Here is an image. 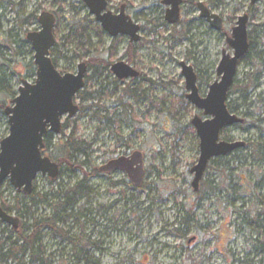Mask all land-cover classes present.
Here are the masks:
<instances>
[{"label":"rangeland","instance_id":"374dc122","mask_svg":"<svg viewBox=\"0 0 264 264\" xmlns=\"http://www.w3.org/2000/svg\"><path fill=\"white\" fill-rule=\"evenodd\" d=\"M164 1L108 0V6L118 13L126 6V14L143 28V40L132 46L136 48L132 61L129 39H111L100 30L83 0L4 3L0 7V68L10 76V90L0 93V103L11 107L23 82H35L36 72L30 68L35 54L31 45L25 44L26 36L40 30L41 14H55L54 48L58 53L52 59L57 70L76 74L80 64H90L81 93L102 91L93 100L78 97V115L73 119L64 117L63 125H67L61 134H50L46 140L44 156L58 163L61 172L56 181L39 175L34 182L35 193L64 194L81 181L88 189L77 198L76 212L85 218H73L58 227L68 233V238L98 242L100 250L90 249L84 257L89 264H264V182L254 185L264 166L253 161L251 148L245 147L240 155L247 160L240 171L244 179L237 189L235 183H228L226 176L216 171L225 162L218 159L216 164L210 163L212 168L208 167L202 180L213 183L216 194L194 193L191 169L200 157V141L191 122L195 116L207 117L187 100L180 66L186 62L194 68L202 79L198 87L205 98L210 86L220 80L217 68L222 52L233 55L227 38H231L239 17L248 15L251 47L239 65L236 81L246 83L248 74L261 73L260 89L249 96V103H253L264 93V0L256 5L250 0H183L181 21L174 26L166 21L169 7ZM198 2L223 19L222 31L200 18ZM11 30L12 41L18 43L12 47L8 44ZM83 32L85 40L80 38ZM81 42L86 46L82 47ZM120 61L132 65L144 77L118 80L113 87L116 78L111 66ZM128 87L136 91L138 101L125 98ZM231 94L228 103L239 99L233 90ZM242 111L250 116L243 126L251 128L249 119L258 118L260 109L256 105ZM0 116L2 141L9 135V123L4 112ZM245 128H227L221 140L247 142L256 136L255 130L247 134ZM74 147L84 154L72 151L71 167L64 158L66 150ZM134 153L143 157L145 181L141 186L136 187L122 172L99 171L110 161ZM229 158L233 160L235 155ZM17 196L19 200L29 198L8 181L2 185L0 206L6 204L8 214L19 219V213L13 210ZM53 202L50 199L49 203L39 204L32 212L37 217L52 215ZM185 211L191 213L193 221L187 236L180 239L173 231L186 228L180 225ZM5 229L14 230L0 222V233ZM80 245L45 231L46 264H74ZM24 264L35 263L26 259Z\"/></svg>","mask_w":264,"mask_h":264},{"label":"water","instance_id":"95a60500","mask_svg":"<svg viewBox=\"0 0 264 264\" xmlns=\"http://www.w3.org/2000/svg\"><path fill=\"white\" fill-rule=\"evenodd\" d=\"M57 1V0H54ZM256 5L259 0H250ZM102 29L111 37L128 36L132 44L140 42L141 27L126 16L124 9L118 16L106 13L107 0H83ZM168 8L166 21L170 25L180 22L182 0H165ZM200 17L216 31L223 30L222 18L202 3L197 4ZM249 16L239 17L237 25L232 30L231 38H227L228 46L233 55L222 52V59L217 68L220 78L209 88L208 95L203 98L198 87V75L194 68L182 62L181 73L185 79L188 92L187 100L203 112L206 119L195 116L191 122L200 141V157L198 163L191 169L194 178L191 187L194 193L200 190V184L211 161L224 158L237 150L246 147V142H227L221 140L222 132L233 126H241L245 120L228 109V98L234 85L239 64L249 51L248 36ZM41 29L27 34V42L34 52L36 79L33 84L26 81L18 90V96L6 107L4 114L8 118L9 135L0 142V188L5 182L19 193L29 197L34 190V182L39 175L47 176L56 181L60 175V167L51 158L45 157L44 139L48 133L60 135L63 130L62 119H73L80 112L76 103L77 95L85 89L87 65L78 66L76 74H61L51 58V51L56 45L54 28L55 17L43 13L39 17ZM112 73L119 81L134 79L139 73L132 66L121 61L111 67ZM102 173L122 172L131 182L139 187L144 183L145 170L143 157L134 153L131 157H121L110 161L100 168ZM0 222L17 230L20 219L6 213L0 206Z\"/></svg>","mask_w":264,"mask_h":264},{"label":"trees","instance_id":"16d2710c","mask_svg":"<svg viewBox=\"0 0 264 264\" xmlns=\"http://www.w3.org/2000/svg\"><path fill=\"white\" fill-rule=\"evenodd\" d=\"M212 3H220L219 0H213ZM21 26H24L23 21L21 20ZM13 37V36H12ZM84 32L81 35L80 38H83L85 40ZM82 39V40H83ZM70 42V40H69ZM9 46H16L18 43L16 41H12V39L8 42ZM27 45L28 43L25 42ZM82 47L86 46L81 42ZM136 48L130 46V52L132 55L131 61L134 59L133 56L135 54ZM58 53L57 49H53L51 51V56L55 57ZM53 63L55 64V60L53 59ZM90 67L91 65H87ZM31 70L35 73L36 68L35 65H30ZM108 68V66H107ZM254 74V73H253ZM248 80L247 82L240 83L239 81L234 82V86L231 89L234 91V94H239V99L237 101L229 102L228 103V109L232 114H237L239 117L242 116L244 118L250 117L248 113H244L243 111L240 113L239 111L242 110V108H248V110L251 108V106H258V109H260L258 118L255 119H249L251 123V128H245L243 125H241V128H245V132L247 134H250L251 131H256V136L252 137L251 139H248L246 144L247 148H251V157L253 161L258 162L259 164L264 166V98H262V93H260L255 101L253 103L250 102L249 96L252 93H255L257 90L260 89V78L261 73H256L255 75H252L251 73L248 74ZM254 76V77H253ZM199 81L202 82V79L199 77ZM117 79L114 80V85L117 84ZM10 90V76L7 74V70L0 68V93H6ZM230 92L229 98L232 95ZM102 93V91H101ZM101 93L95 92L94 94H86V93H79L77 98L80 100H93L95 96L100 95ZM252 97V96H251ZM76 98V100H77ZM125 98L129 99L132 98L136 101H138L140 98L136 95V91L132 90L131 87H128L125 90ZM249 103V104H248ZM124 106V104H123ZM5 105L4 103H0V114L5 111ZM104 119H107L105 117ZM1 121V116H0ZM67 124L63 125V128ZM72 140V139H71ZM1 142V139H0ZM245 148L241 150H237L233 154H230L224 158H220L221 160H225V162L221 165L220 170L217 168V172H222L228 181V183L233 184L235 183V189L239 186L241 182H243V173H240L244 170L246 167V159H241L240 155L241 152L244 151ZM76 152L80 154H84L82 149L79 147H74L73 149L66 150L64 163L68 164L72 167V153ZM235 155V158L233 160H230V156ZM218 160V159H216ZM216 160H213L211 163L216 164ZM232 161V163H231ZM56 163V162H55ZM58 164V163H57ZM59 165V164H58ZM60 166V165H59ZM212 168L211 166H209ZM61 168V167H60ZM245 174V173H244ZM264 182V169L259 171V178L254 183L256 186L257 184H262ZM232 189V188H231ZM216 187L213 186V183L211 182H202L200 187V195L203 193H209L210 195L216 194ZM230 192V190L228 189ZM88 189L85 186V181H81L77 183L74 187H72L70 190H67L66 193H57L53 196H48V194H41V193H35V191L32 193L31 196L27 199L19 200V197L17 196L16 203L13 207V210H16L19 213V219L21 221L20 226L17 230H9L5 229L1 231L0 233V264H24V261L26 259H29L31 262L35 264H46V259L44 258V248H43V239H44V232L45 231H51L53 235L61 236L62 238L69 239L70 242L74 245L81 244L79 254L76 253L78 246H75L73 248V252L76 253L74 255V264H89L88 259H85L89 254V251L91 249V242L89 239L79 238H68V233H65L63 230H61L58 226L61 224H64L70 219H76L81 220L85 218V216L82 213L76 212L78 207L77 198L87 193ZM63 196L62 198L60 196ZM51 199H53L54 208L52 210V215L49 216H41L37 217L32 210L36 208L39 204L42 203H49ZM2 208L6 213H9L10 208L6 204H2ZM87 213L89 211H86ZM193 221L192 215L189 211H185V216L181 219L180 225L185 227L178 228L173 231L174 235H176L180 239H184L188 231L190 230L189 225L190 222ZM259 219H256V222H258ZM259 223V222H258ZM261 223V222H260ZM83 256V258H81Z\"/></svg>","mask_w":264,"mask_h":264},{"label":"flooded vegetation","instance_id":"af4514ba","mask_svg":"<svg viewBox=\"0 0 264 264\" xmlns=\"http://www.w3.org/2000/svg\"><path fill=\"white\" fill-rule=\"evenodd\" d=\"M54 1V0H53ZM57 1H59V0H57ZM57 1H54V2H57ZM6 2H12V0H0V7L4 4V3H6ZM107 2H108V0H107ZM199 3V2H198ZM197 3V4H198ZM197 4H196V6H197ZM108 5H109V2H108ZM182 5H183V0H182ZM181 5V6H182ZM205 5V4H204ZM206 6V5H205ZM207 7V6H206ZM208 8V7H207ZM122 9H124V13H125V15L126 16H128L127 14H126V6H122L121 7V9H120V11H119V13L117 12V11H115V10H113V9H111L109 6H107V9H106V13H111L113 16H118L120 13H121V11H122ZM209 9V8H208ZM168 10V9H167ZM167 12V11H166ZM211 12V11H210ZM47 13V12H46ZM212 13V12H211ZM199 14H200V12H199ZM53 15V14H52ZM41 16V15H40ZM39 16V17H40ZM54 17H55V19H56V15L54 14L53 15ZM129 17V16H128ZM1 18V17H0ZM201 18V17H200ZM202 19V18H201ZM94 20H95V22H97V20H96V18L94 17ZM204 20V19H203ZM223 20V19H222ZM38 21H39V18H38ZM180 21H181V9H180ZM134 22V21H133ZM98 23V22H97ZM135 23V22H134ZM180 23V22H179ZM178 23V24H179ZM99 25H100V23H98ZM136 24H138V23H136ZM140 27H141V31H140V36H141V33H142V31H143V28H142V26L140 25V24H138ZM170 25V24H169ZM171 26H174V25H171ZM211 27V26H210ZM100 30H102V31H104L103 29H102V27H101V25H100ZM105 32V31H104ZM106 33V32H105ZM13 30H11V32H10V39H12L13 37ZM109 36V35H108ZM27 37V36H26ZM110 37V36H109ZM118 37H127L128 39H129V37L128 36H122V35H119ZM118 37H116V38H118ZM111 38V37H110ZM116 38H111V39H116ZM143 39H142V37H141V39H140V41H142ZM137 44V43H136ZM249 44H250V41H249ZM134 44H132L131 42H130V39H129V47L130 46H133ZM250 47H251V45H250ZM249 54V53H248ZM242 61V60H241ZM241 61H240V63H241ZM121 62V61H120ZM127 64V63H126ZM128 65H130V64H128ZM113 66V65H112ZM111 66V67H112ZM130 66H132V65H130ZM133 67V66H132ZM133 69L134 70H136L134 67H133ZM138 73H139V76L137 77V78H134V80H139V79H142L143 77H144V75L140 72V71H138V70H136ZM85 80H86V78H85ZM198 82H199V78H198ZM80 107V106H79ZM81 109V108H80ZM241 118H243L245 121H247L248 119L247 118H244V117H241ZM50 134H53V133H48L46 136H45V139H44V143H45V148H46V140L48 139V137H49V135ZM45 150V149H44ZM43 155H44V151H43ZM46 157V156H45ZM50 158V157H49ZM100 171V170H99ZM102 173V172H101ZM112 173H116V172H112ZM36 181V180H35ZM145 181V180H144ZM201 185V184H200ZM34 191V190H33ZM200 191V190H199ZM199 193V192H198ZM197 193V194H198ZM20 223H21V221H20ZM95 225H97L96 227L98 228V224L97 223H95ZM69 240V239H68ZM70 241V240H69ZM92 244V246H91V249L93 250V251H99L100 250V247H99V244H98V242H96V243H91Z\"/></svg>","mask_w":264,"mask_h":264}]
</instances>
